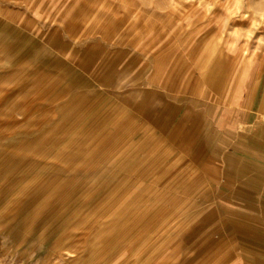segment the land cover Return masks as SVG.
Segmentation results:
<instances>
[{
  "label": "rangeland",
  "instance_id": "obj_1",
  "mask_svg": "<svg viewBox=\"0 0 264 264\" xmlns=\"http://www.w3.org/2000/svg\"><path fill=\"white\" fill-rule=\"evenodd\" d=\"M219 49L264 67V0H0V264L229 260L225 226L175 252L146 248L109 178L110 152L143 128L115 107L140 92L124 86Z\"/></svg>",
  "mask_w": 264,
  "mask_h": 264
},
{
  "label": "crops",
  "instance_id": "obj_2",
  "mask_svg": "<svg viewBox=\"0 0 264 264\" xmlns=\"http://www.w3.org/2000/svg\"><path fill=\"white\" fill-rule=\"evenodd\" d=\"M154 66L115 105L143 127L109 157L133 232L166 253L225 226L237 245L222 264H264V67L226 49L183 71Z\"/></svg>",
  "mask_w": 264,
  "mask_h": 264
},
{
  "label": "bare ground",
  "instance_id": "obj_3",
  "mask_svg": "<svg viewBox=\"0 0 264 264\" xmlns=\"http://www.w3.org/2000/svg\"><path fill=\"white\" fill-rule=\"evenodd\" d=\"M126 1V0H125ZM218 1V0H217ZM229 1V0H228ZM244 1V0H243ZM139 3V2H138ZM216 3V2H215ZM243 3V2H242ZM241 3V4H242ZM222 5V4H221ZM211 6H212V4H211ZM232 6V5H231ZM244 6V5H243ZM246 6V5H245ZM249 6V5H248ZM137 8V7H136ZM236 8V7H235ZM217 10H218V8H216ZM223 9V8H222ZM229 12V11H228ZM173 13V12H172ZM187 15V14H186ZM240 16V15H239ZM247 16V15H246ZM244 17V16H243ZM218 18H219V16H218ZM182 19V18H181ZM249 20V19H248ZM180 21V20H179ZM244 21V20H243ZM223 22V21H222ZM133 24V23H132ZM233 32V31H232ZM223 35V34H222ZM244 44V43H243ZM242 47V46H241ZM192 53V52H191ZM235 64H233V66H234ZM246 70V69H245ZM230 72V71H229ZM234 73V72H233ZM230 74V73H229ZM229 76V75H228ZM227 76V77H228ZM246 76V75H245ZM248 77V76H247ZM228 79V78H227ZM246 80V79H245ZM252 82H253V80H252ZM219 83V82H218ZM221 83V82H220ZM229 83V82H228ZM225 85V84H224ZM253 85V84H252ZM219 89V88H218ZM217 89V90H218ZM245 93H246V91H245ZM244 99V98H243ZM127 104V103H126ZM247 104V103H246ZM242 114V113H241ZM181 242V241H180Z\"/></svg>",
  "mask_w": 264,
  "mask_h": 264
}]
</instances>
